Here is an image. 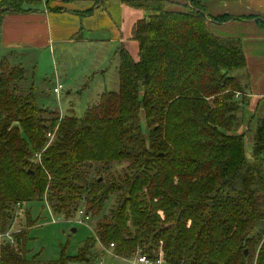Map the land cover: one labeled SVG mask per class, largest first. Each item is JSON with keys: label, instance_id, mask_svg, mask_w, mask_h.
<instances>
[{"label": "trees", "instance_id": "trees-1", "mask_svg": "<svg viewBox=\"0 0 264 264\" xmlns=\"http://www.w3.org/2000/svg\"><path fill=\"white\" fill-rule=\"evenodd\" d=\"M203 1L185 10L127 1L150 13L135 27L138 58L119 50V90L99 94L84 117L40 106L22 87L26 70L0 61V234L14 240L1 243V264H95L98 239L122 258L156 260L162 249L169 264H264V117L250 118L248 157L234 130L249 105L236 74L242 40L215 35L210 20L230 16H209ZM39 2L0 6L21 13ZM113 164L124 170L98 174ZM44 200L55 214L83 209L96 220L77 255L23 256L30 231L13 225L23 212L33 220L24 205Z\"/></svg>", "mask_w": 264, "mask_h": 264}, {"label": "crops", "instance_id": "crops-1", "mask_svg": "<svg viewBox=\"0 0 264 264\" xmlns=\"http://www.w3.org/2000/svg\"><path fill=\"white\" fill-rule=\"evenodd\" d=\"M5 1L9 0H0V4ZM127 1L130 0H40L38 5L26 4L31 9L24 12L4 14L5 7L0 6V61L7 58L11 64L21 65L26 70L22 87L36 91L27 80L26 61L36 57V64L52 62L55 74L67 77L66 70L71 67L65 65V60L92 50L86 61L87 71L104 77L107 61L112 58L118 62L122 47L132 55L138 53L135 27L150 14ZM189 4L190 0H165L168 10H185ZM203 5L211 17L230 16L221 23L210 20V28L217 36L242 40L246 67L236 74L248 86L247 107L257 117H264V0H204Z\"/></svg>", "mask_w": 264, "mask_h": 264}, {"label": "rangeland", "instance_id": "rangeland-1", "mask_svg": "<svg viewBox=\"0 0 264 264\" xmlns=\"http://www.w3.org/2000/svg\"><path fill=\"white\" fill-rule=\"evenodd\" d=\"M145 17L144 19H146ZM73 58H67L65 65L70 66L68 76L63 73L55 74V65L48 61H42L36 64L34 60L26 61L25 66L29 69L27 73L28 83L34 84L36 87V96L38 97V104L42 107L49 108L50 111L55 110V113L60 117L64 115H75L77 117H84L87 110L95 105L98 101L99 93L104 91H118L119 81L117 78V61L112 58L107 61V74L104 77L96 74L92 75L93 71L89 74L87 59L93 54L92 50H85ZM0 53L1 50H0ZM135 59L138 58L137 54H133ZM41 57V54L39 55ZM46 59L45 57H43ZM20 59V57H18ZM37 66V68H35ZM86 66V67H85ZM95 65H91L90 69L93 70ZM61 76V77H60ZM26 80V81H27ZM57 84L62 85L59 94L54 92ZM69 92L71 94H69ZM252 116L257 118L255 112L250 111L246 107L238 112V122L236 123L235 131L246 135V149L248 157H251L252 138L251 134L255 131V123L250 124ZM146 126V125H145ZM147 129V126H146ZM123 166L112 165L107 169L99 170L98 174L122 172ZM114 201V198L111 202ZM111 204V203H110ZM30 210L33 220L27 221L23 215L19 214L13 228L14 230H25L28 235V250L23 256L27 258H34L38 256L37 261L46 262L49 260H56L61 256L62 251L65 249L68 255L75 256L78 254L80 247L91 237L95 236L96 220L90 218L86 224L79 225L74 222V219L79 218V213H75L72 218L65 217L64 215L55 214L50 209L49 204L44 200L39 203H29L24 205L23 211ZM76 231H73V229ZM162 246V244H161ZM96 248L104 255H100L95 264H140L138 262L140 253H135L130 258H122L115 253L114 246L110 245L106 248L99 239L96 241ZM159 257L161 264H169L165 261L164 252L160 249ZM36 260V259H35ZM156 261V260H155Z\"/></svg>", "mask_w": 264, "mask_h": 264}, {"label": "built area", "instance_id": "built-area-1", "mask_svg": "<svg viewBox=\"0 0 264 264\" xmlns=\"http://www.w3.org/2000/svg\"><path fill=\"white\" fill-rule=\"evenodd\" d=\"M61 89H62V85H58L55 88L54 92L59 94ZM48 136L50 138H52L50 133H48ZM19 211L21 212L20 206H19L18 212ZM78 213H79L80 216H79L78 219H74L75 223H78L79 225H83V224H86V222H88L90 220V217L85 214V211L83 209L79 210ZM6 239L8 240V242L10 241V243L14 242L13 237H12V235L10 233L0 234V245H1V243L5 242ZM112 246H113V244H112ZM138 262L140 264H161L162 261L161 260H157V259L155 261V260H151V259L147 258L146 256H140L139 259H138ZM0 264H1V261H0Z\"/></svg>", "mask_w": 264, "mask_h": 264}, {"label": "water", "instance_id": "water-1", "mask_svg": "<svg viewBox=\"0 0 264 264\" xmlns=\"http://www.w3.org/2000/svg\"><path fill=\"white\" fill-rule=\"evenodd\" d=\"M73 231H76V229L74 228Z\"/></svg>", "mask_w": 264, "mask_h": 264}]
</instances>
